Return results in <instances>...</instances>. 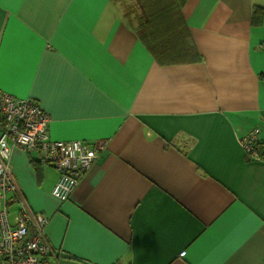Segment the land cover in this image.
<instances>
[{
  "label": "crops",
  "instance_id": "crops-1",
  "mask_svg": "<svg viewBox=\"0 0 264 264\" xmlns=\"http://www.w3.org/2000/svg\"><path fill=\"white\" fill-rule=\"evenodd\" d=\"M264 0H188L201 59L160 66L115 0H0V90L97 159L67 202L57 170L12 151L20 197L49 219L53 264H264ZM264 149V148H263Z\"/></svg>",
  "mask_w": 264,
  "mask_h": 264
},
{
  "label": "built area",
  "instance_id": "built-area-1",
  "mask_svg": "<svg viewBox=\"0 0 264 264\" xmlns=\"http://www.w3.org/2000/svg\"><path fill=\"white\" fill-rule=\"evenodd\" d=\"M50 115L33 99H20L0 90V264H53L54 249L45 240L49 219L35 213L20 197V211L10 221L8 195L19 187L12 170V151L36 154L44 164L53 166L59 179L52 191L54 199L69 201L87 171L97 159V150L83 141L52 140ZM255 129L240 140L250 160L260 161Z\"/></svg>",
  "mask_w": 264,
  "mask_h": 264
},
{
  "label": "trees",
  "instance_id": "trees-1",
  "mask_svg": "<svg viewBox=\"0 0 264 264\" xmlns=\"http://www.w3.org/2000/svg\"><path fill=\"white\" fill-rule=\"evenodd\" d=\"M130 28L160 66L199 62L200 53L184 16L188 0H115ZM254 19L264 18V8L256 6ZM264 157V147L257 143ZM41 162V161H40Z\"/></svg>",
  "mask_w": 264,
  "mask_h": 264
}]
</instances>
